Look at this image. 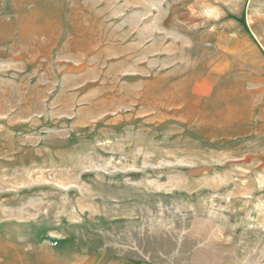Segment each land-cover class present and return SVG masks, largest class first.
<instances>
[{
  "label": "rangeland",
  "instance_id": "1",
  "mask_svg": "<svg viewBox=\"0 0 264 264\" xmlns=\"http://www.w3.org/2000/svg\"><path fill=\"white\" fill-rule=\"evenodd\" d=\"M263 258L264 0H0V264Z\"/></svg>",
  "mask_w": 264,
  "mask_h": 264
},
{
  "label": "crops",
  "instance_id": "2",
  "mask_svg": "<svg viewBox=\"0 0 264 264\" xmlns=\"http://www.w3.org/2000/svg\"><path fill=\"white\" fill-rule=\"evenodd\" d=\"M236 249L234 252H237L239 251V247L238 246H234L233 249ZM224 251L225 252H233L232 250H229L230 248L229 247H224ZM223 258V257H222ZM264 260V258L262 259V261ZM204 264H233V261H228V260H206ZM264 264V262L262 263Z\"/></svg>",
  "mask_w": 264,
  "mask_h": 264
}]
</instances>
